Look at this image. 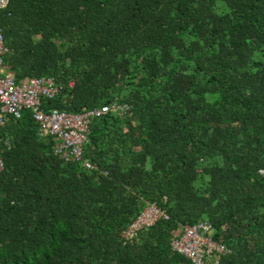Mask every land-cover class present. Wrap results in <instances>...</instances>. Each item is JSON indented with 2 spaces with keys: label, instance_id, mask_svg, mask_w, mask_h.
<instances>
[{
  "label": "trees",
  "instance_id": "16d2710c",
  "mask_svg": "<svg viewBox=\"0 0 264 264\" xmlns=\"http://www.w3.org/2000/svg\"><path fill=\"white\" fill-rule=\"evenodd\" d=\"M0 30L17 83L61 85L43 110L117 107L92 170L3 117L0 264H190L169 240L199 221L229 249L208 264H264V0H8ZM152 202L167 219L124 242Z\"/></svg>",
  "mask_w": 264,
  "mask_h": 264
},
{
  "label": "built area",
  "instance_id": "2783aa9c",
  "mask_svg": "<svg viewBox=\"0 0 264 264\" xmlns=\"http://www.w3.org/2000/svg\"><path fill=\"white\" fill-rule=\"evenodd\" d=\"M7 3L8 0H0V9L5 8ZM6 51L0 30V125L4 116L19 118L22 111L27 110L36 125L38 137L49 136L55 141L54 153L64 161L80 163L86 170L94 169L95 165L82 152L89 119L106 113L110 108L116 109V105H102L80 113H68L56 108L43 110L41 99L57 95L61 85L45 76L26 77L17 83L13 74L3 65L2 58ZM2 166L0 158V170ZM158 219H167L166 212L154 202L145 204L122 230V240L130 241L138 231L147 230ZM212 235L211 225L206 221H199L178 230L170 238L169 246L172 251L187 258L190 264H208L204 259L212 258L215 261L217 255L229 251Z\"/></svg>",
  "mask_w": 264,
  "mask_h": 264
},
{
  "label": "rangeland",
  "instance_id": "374dc122",
  "mask_svg": "<svg viewBox=\"0 0 264 264\" xmlns=\"http://www.w3.org/2000/svg\"><path fill=\"white\" fill-rule=\"evenodd\" d=\"M211 260H212V258H206V259H204V261H205V262L207 261L208 263H210Z\"/></svg>",
  "mask_w": 264,
  "mask_h": 264
}]
</instances>
